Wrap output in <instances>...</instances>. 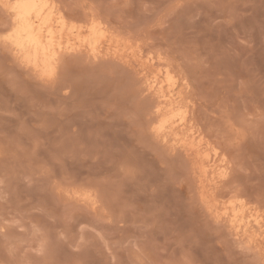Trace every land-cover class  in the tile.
<instances>
[{
    "label": "rangeland",
    "instance_id": "obj_1",
    "mask_svg": "<svg viewBox=\"0 0 264 264\" xmlns=\"http://www.w3.org/2000/svg\"><path fill=\"white\" fill-rule=\"evenodd\" d=\"M62 1L167 56L222 154L215 211L242 197L264 217V0ZM12 56L0 41V264H264L257 229L210 213L192 156L152 132L131 68L79 54L47 79Z\"/></svg>",
    "mask_w": 264,
    "mask_h": 264
},
{
    "label": "bare ground",
    "instance_id": "obj_2",
    "mask_svg": "<svg viewBox=\"0 0 264 264\" xmlns=\"http://www.w3.org/2000/svg\"><path fill=\"white\" fill-rule=\"evenodd\" d=\"M73 4L70 8L62 0H0L1 13L6 17V29L5 33L1 32L0 41L22 67L41 78H52L64 58L79 54L92 60L109 56L131 68L141 82V93L151 100L152 132L192 156L191 169L198 185L199 200L210 213L218 219L228 220L236 233H246L252 227L257 229L249 232L247 240L264 262L263 214L247 205L242 197L229 201L231 204L221 208L220 212L215 211L217 200L212 184L216 179L213 181L209 173L220 169L218 161L222 160V154L213 147L212 158L208 151L209 141L189 121L190 110L182 104L183 94L175 92L185 78L176 72L160 50H146L139 41L114 30L115 26L110 25L96 9L90 7L86 11L84 6ZM81 11L83 16H78ZM185 86H188L187 82ZM218 173L223 178L226 168ZM246 211L253 212L251 221H243ZM246 216L245 220L249 217Z\"/></svg>",
    "mask_w": 264,
    "mask_h": 264
}]
</instances>
